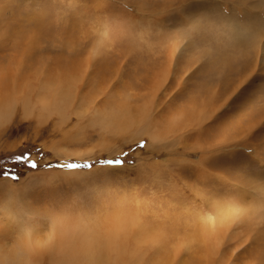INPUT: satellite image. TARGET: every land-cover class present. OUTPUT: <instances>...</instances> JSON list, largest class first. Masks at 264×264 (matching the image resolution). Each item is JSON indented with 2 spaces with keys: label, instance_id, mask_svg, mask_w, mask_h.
Here are the masks:
<instances>
[{
  "label": "rangeland",
  "instance_id": "374dc122",
  "mask_svg": "<svg viewBox=\"0 0 264 264\" xmlns=\"http://www.w3.org/2000/svg\"><path fill=\"white\" fill-rule=\"evenodd\" d=\"M106 28L110 35L95 56L92 48ZM174 52L177 67L167 69ZM165 70L172 73L168 97L158 93L152 127L120 134L96 122L102 107L121 112L151 102L154 81ZM74 76L64 119L43 115L35 101L41 84ZM202 107L205 123L199 120ZM192 110L198 116L189 121ZM0 112L3 250L16 246L20 225L46 238L56 219L80 215L96 224L136 208L144 221L165 229L164 255L156 256L155 245L146 244L140 253L129 243L137 257H107L104 264L259 263L264 0H0ZM183 119L190 132L175 140L173 128ZM25 153L36 169L15 159ZM106 160L123 163L105 165ZM69 163L94 167H58ZM228 198L252 209L221 227L214 223L212 248L217 237L224 241L211 259L194 225L198 213L220 217L212 202ZM74 224L68 219L66 225ZM37 258L35 264L57 263L46 252Z\"/></svg>",
  "mask_w": 264,
  "mask_h": 264
},
{
  "label": "bare ground",
  "instance_id": "6f19581e",
  "mask_svg": "<svg viewBox=\"0 0 264 264\" xmlns=\"http://www.w3.org/2000/svg\"><path fill=\"white\" fill-rule=\"evenodd\" d=\"M107 33H109V28L105 30L104 38L102 39V41H100V45L96 43L97 45L95 44L96 46L94 45V47L92 48L93 55L98 56L101 54L100 47L104 44V41L107 40L110 35V33ZM174 56L175 52L170 55L167 69H169L168 67L174 69V67L176 66V59ZM171 74L172 73L169 74V71L165 70L164 73L159 75L160 78H157L156 81H154L156 82V84L153 88L154 92H152V94H154L153 99L150 100L151 102H143L141 104H137L136 108H130L129 106H127L129 107V109H124L121 112L110 109L112 108V106H109L108 108L102 107V109L95 113L96 122L103 124L107 129H114L120 134H124L127 132L137 133L139 129L141 127H144L145 125L152 127L155 119L154 114L158 111H156V107L158 109L160 108L159 106H157V103H155L156 98L158 97L159 92L165 94L167 93L166 88L171 78ZM75 81L76 79L74 76V78L72 77L69 80L65 81L55 80L52 84H41V87H39L41 92L38 93L39 100L35 101H38V107H41L43 113L44 111H47L49 112V114H59L63 120V115H65L66 110H68L71 104L72 98H74L73 88L75 86ZM21 92L24 96L29 95L27 92L23 93V90ZM17 95L18 94L14 95V99ZM165 96L168 97V94H166ZM212 99H214V96ZM16 102H18V100L14 101V103ZM31 103L33 104V102ZM210 106L211 105H209L208 107L209 109ZM9 107L10 106H8V109ZM42 110H40L41 114ZM199 113L200 122L205 123L207 121V112L204 111L202 107L199 110ZM49 114L44 113L43 115ZM196 115L194 110H192L187 120L192 121V117H196ZM185 121L186 119H183L182 122H178L177 125L173 128L171 137L175 140L189 134L190 129L189 127H186ZM136 133H134V135ZM143 134L150 137V134L148 132H144ZM212 205L214 206V210L220 214V217L210 215V217L206 215L202 216L200 213H198L200 219H198L197 224L194 225V232H196V234L200 233L202 241L206 242V251L211 259L216 257L215 251L220 249L221 247L218 243H223L224 241L217 237L214 248H212V234L214 231V223H217L221 227L226 222L230 223L231 221H234L235 216L239 215L240 212H250L252 209V206L246 207L245 205H243V203L230 198L222 200L219 204L212 202ZM8 213L10 216V212L6 211L7 215ZM255 213L256 212H254L253 215ZM141 216L138 209L127 208V211H120L116 214L106 215L105 219L102 222L98 221V223L96 224H92L91 221L87 220L88 218H83L80 215H77L74 218L69 217L56 219L54 229H51L52 235L47 236L46 238H43V236H41L37 231L36 233H33L31 231L32 227L20 225V228L23 230V232L21 233L16 246L8 250H3L0 247V264H35V262L38 263V261L41 259L37 257H40L41 255L43 256V252L50 254L52 260L57 261V263L55 264H71V262H75L76 264H104V259L107 257H111L113 260L123 259L127 256L131 258L137 257L138 253L136 249H139V252L141 253V250L149 248L146 244L155 245L157 247L156 256H163L164 252L162 251L166 249V241L163 239L162 235L163 233H166L164 232L165 229L161 225H155L144 221ZM10 218L16 219L13 215ZM68 219H70L71 223L74 222L75 224L72 226H67L66 224L68 222ZM168 228L170 227H167L166 229ZM169 230L170 229H168V231ZM208 242L210 243L209 245ZM129 243L136 244V249L128 248ZM139 246H141L142 248ZM159 247H162V249L159 250ZM35 257L37 259L34 262L33 259H35ZM218 259L227 260V257H223L222 259H220L219 256ZM156 261L159 262L161 260L156 258ZM258 264H264V254L260 255V261Z\"/></svg>",
  "mask_w": 264,
  "mask_h": 264
},
{
  "label": "snow or ice",
  "instance_id": "6c2138e0",
  "mask_svg": "<svg viewBox=\"0 0 264 264\" xmlns=\"http://www.w3.org/2000/svg\"><path fill=\"white\" fill-rule=\"evenodd\" d=\"M139 146L143 147V144H140ZM131 147L132 146L130 145L128 151H131ZM125 155H127V152L125 153ZM15 159L17 161L21 162V163L27 162L32 169H36L38 167L36 161L32 160L30 153H25V154L16 156ZM103 163L105 165H112V164L122 165L123 162L120 161V160H114V161L113 160H106V161H103ZM58 167L72 169V170L81 169V168L86 169V170H90L92 167H94V165H92V164H83V165H81V164H78V163H69V164H66V165H58Z\"/></svg>",
  "mask_w": 264,
  "mask_h": 264
}]
</instances>
